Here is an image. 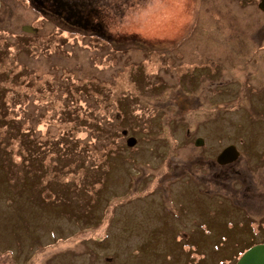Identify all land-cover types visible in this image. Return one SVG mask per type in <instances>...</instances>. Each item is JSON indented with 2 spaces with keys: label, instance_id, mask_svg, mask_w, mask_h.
<instances>
[{
  "label": "rangeland",
  "instance_id": "rangeland-1",
  "mask_svg": "<svg viewBox=\"0 0 264 264\" xmlns=\"http://www.w3.org/2000/svg\"><path fill=\"white\" fill-rule=\"evenodd\" d=\"M53 1L69 2L78 25L1 0L0 42L14 46L0 43V264H236L264 240L252 225L264 221L260 0H117L132 9L107 29L92 9L112 0ZM24 25L56 38H24ZM17 60L27 90L6 67ZM64 80L94 97L92 120L77 118L65 137L71 120L46 110L64 95L36 93ZM120 97L132 101L125 114ZM181 103L184 113L201 107L196 120H180ZM195 122L207 148L192 152ZM229 141L244 156L237 166H184Z\"/></svg>",
  "mask_w": 264,
  "mask_h": 264
},
{
  "label": "flooded vegetation",
  "instance_id": "flooded-vegetation-1",
  "mask_svg": "<svg viewBox=\"0 0 264 264\" xmlns=\"http://www.w3.org/2000/svg\"><path fill=\"white\" fill-rule=\"evenodd\" d=\"M50 1L51 0H16V3L21 5L25 9H31V10H34L35 12H37V13H41V16H43V17H46V16H44L45 13L48 14V12H49V13H52L54 15L56 14V17L60 18V20L63 21L64 23H66V24H71L72 26L78 25V24H76L77 21H72V20L70 21V19H72L73 16H76V15H75V12L73 11L74 10L73 7L70 5L69 2L60 1V2L66 3V4H62V3H59V1H53V3H51ZM261 1L262 0H260L257 3L258 4V9L264 13V11L259 7ZM118 2L119 1H117V0H115V1L112 0V1L108 2V4H106L104 6H101V7L97 8V9H92V12L95 13V14H97V12H99V10H100L101 15H103V17H104V18H102V22H101L102 23L101 26H103L104 29H107V26H108V25L104 26L106 21H109L111 23V25L112 24H116V26H120V25L123 26V22H122L123 21V15H124V17L127 16V10L128 9L125 8V12L123 14L124 4L123 3H119V5H118ZM35 3H36V6L38 8H41V10H38V8L35 6ZM1 8H2V2L0 0V11H1ZM100 8H102L103 10H101ZM262 15H264V14H262ZM36 21H39V17L35 18V20H33V22L31 24L34 25L36 23ZM32 25H27V26L32 27V30L34 32H26V31L23 30V27L26 26V25L22 26L21 29L23 31V37L24 38H26V37L39 38L41 36L43 38V40L46 41V43L48 41H54V39L56 38L53 34H48V35L42 34L41 32L38 31V29L36 27H34ZM54 28H57V27L53 26V29L51 28L49 33H53L54 32ZM58 28H61V27H58ZM41 29H39V30H41ZM63 32L64 33H68L65 28L63 29ZM91 34H94V33H91ZM59 41H61V40H59ZM11 46L13 47L14 45H11ZM0 50H1V48H0ZM15 50H17V47H16ZM18 51H20V49H18ZM28 70H29L28 67H26L24 64L20 66L19 73L23 74L21 77H24L23 86H24V88L26 90L28 89L27 87L30 84V79H32V78H29V76H28ZM9 73H10V70H9ZM71 88H74V87H72V85H71ZM54 92H58V88H55L54 90H52L51 86L49 85V88L47 87V94L49 95V93H54ZM36 93L38 94V91H36ZM61 93L63 94V92H61ZM21 96H25L26 101H28L29 97H30L27 94V91L24 92V93H21ZM43 96H44V93H43ZM70 98L72 99V97H70ZM85 99L86 98H84V101H85ZM38 100L42 102L43 97L42 98H38ZM183 102H185V101H183ZM47 106L51 107L50 104H48ZM47 106H46V110H48V112H49V108H47ZM200 108L201 107H198L197 110L191 111L190 113H184V110L186 109V104H182L181 103V105H180V120L182 118H185V119L186 118H191V120H196L197 119V115L199 114ZM75 109H76V105H75V102H74V97H73V101L70 100V102L68 100L63 99L62 106L60 107V105H59L57 107V109H56L57 111L56 112L53 111L51 116H56L55 119H59L60 121L61 120H72L70 118V115L71 114H75L74 113ZM68 114H70V115H68ZM202 115H203L202 119L206 121V119H207L206 115L204 113ZM193 126L195 128L193 133H191L189 131L186 132V136L185 137L187 139H189V144L187 145V148L190 147L192 152H193V150H196V149L207 148L206 137L204 135H202L201 131L199 130L200 126H201V128L203 126L200 123H198V122H195ZM181 131H183V130H181ZM195 134H197L198 137L197 136L195 137ZM183 135H184V131L182 133V138H183ZM244 141H246V139ZM228 143L229 144L226 143L227 145H224L225 143L222 145V149L220 150V152H218V154L216 156H214L212 158L208 156L209 159H206L205 158L206 155H204V156H199L198 155V156H195V159L191 158L189 161H187V162H190L189 163L190 165H188V163L187 164L184 163V166L190 168L191 166H193V165L197 166V164H198V165H201V166H203L205 168H208V170H210V171H213L215 166H226V165H231V164L235 165V162L236 163L239 162V160L241 158V155H242V151L240 150L239 146L236 143H233L231 141H229ZM192 145L194 147H196V148L193 149ZM136 146H138V145H136ZM230 146H235L237 148V150L239 151L238 159L235 160L234 162L226 164V165L219 164V162H218L219 155L226 148H228ZM261 157L264 160V153L262 154ZM246 164L248 165L247 169H249V171L251 173H253L251 171V170H253V168H252V164L253 163H250V162L247 161ZM237 165L238 164H236L235 166H237ZM232 167H234V166H228L227 170L232 169ZM259 168H262L260 171H262L261 173H264L263 166L257 167V169H259ZM213 172H215V171H213ZM263 178H264V176H263ZM248 179H250V178H248ZM250 182L253 184L252 181H250ZM257 189H258V186H257Z\"/></svg>",
  "mask_w": 264,
  "mask_h": 264
},
{
  "label": "trees",
  "instance_id": "trees-1",
  "mask_svg": "<svg viewBox=\"0 0 264 264\" xmlns=\"http://www.w3.org/2000/svg\"><path fill=\"white\" fill-rule=\"evenodd\" d=\"M119 2H121L122 3V1H119ZM124 7H125V5H124ZM127 7H129V8H127ZM127 7H125L126 9H132V6H131V4L129 5V6H127ZM1 44H3L6 48H8V50L10 51L11 49H12V46L10 45V44H8V42L7 41H4V40H1V42H0ZM2 50V49H1ZM12 52H14V50L12 51ZM6 53H8V52H6ZM1 60V59H0ZM10 62V61H9ZM1 63V62H0ZM9 70H10V73H12V72H16L17 73V76H14V84H16V83H18V79H19V71H20V64H19V62H18V60L15 62V64H14V61L11 63L10 62V66H6ZM145 67V66H144ZM146 70V69H145ZM76 83V82H75ZM160 84H163L161 81L159 82ZM20 84V83H19ZM62 85L61 86H59V88H58V90L60 91V92H63V95H64V98H65V100H68L69 102H70V100H72L73 101V97H74V102H75V105H76V101L78 102V100L80 101V103L81 104H83L84 105V107L82 106V109H80V110H85V112L84 113H82V116L80 115V112H77V109H75V114H76V117H75V119L74 120H71L70 122H71V125H70V127L69 126H67V127H65V129H63V137H65L66 135H65V133L66 132H70V131H73L74 130V128H75V124H76V120H77V118L78 119H80V120H85L86 122H90L92 119H89L90 118V116H91V109H93V106H92V102L91 101H93V99H94V97H92L91 98V96H92V93H91V90H88L87 88H85V87H81V88H79V92H80V96L77 94V88H76V85L72 82V81H70V82H66V80H64V81H62V83H61ZM71 85H72V87H74V88H71ZM131 87V86H130ZM132 88V91H131V98L133 97V95L135 94V86H132L131 87ZM0 91L3 93V92H5V91H7L6 89H3V88H0ZM101 92H105V91H102V90H100V93ZM43 93L44 94H46L47 93V87H45V86H43V90L42 91H38V94L37 95H39V96H42L43 95ZM27 94H28V91H27ZM73 95V96H72ZM1 96H3L2 94H1ZM17 96H19V98H20V95H16V97ZM76 96H78L79 97V99L77 100V97ZM129 95H127V97H128ZM70 97H72V99L70 98ZM126 97V98H127ZM45 97L43 96V99H44ZM63 98V97H62ZM63 98V99H64ZM84 98H86L85 99V101H84ZM126 98H122V97H120L118 100H116L117 102H115L116 104H117V107H118V110H119V112L121 113V114H125V108H127L128 109V111H129V109L131 108V106H132V101H130L129 99H126ZM51 100L53 99V97H51L50 98ZM10 100H11V102H10V105H9V107L7 108V110H12L15 106L13 105H11L12 103H14L17 99H12V98H10ZM53 104H51V107H49V106H47V108H49V112L52 110V111H54L55 109H57V107L59 106V104H57L56 102H52ZM26 106V105H25ZM84 108V109H83ZM17 111V110H16ZM18 113V112H17ZM92 114H93V112H92ZM127 114V113H126ZM19 115H20V117H19V120L21 119V114H20V111H19ZM36 116V115H35ZM17 117V116H16ZM130 118H131V116H129ZM18 118V117H17ZM40 117H37L36 116V122L37 121H39L40 119H44L45 118V114H44V116L43 117H41L40 119H39ZM38 119V120H37ZM3 120H8V119H3ZM33 120V118L31 119V121ZM57 120H59V119H57ZM95 120V119H94ZM128 120V119H127ZM60 121V120H59ZM61 121H63V120H61ZM60 121V122H61ZM22 122V121H21ZM130 123H132L131 121H130ZM26 129L29 131V127L27 126L26 127ZM67 139H69V137H67ZM5 149V148H4ZM6 151V150H5ZM23 186V185H22ZM252 225H253V230L254 231H256V233L257 234H260V232H261V235H264V221H262V222H260V223H257V222H255V221H253L252 222ZM256 234V236H259V235H257ZM262 243L264 242V240H262L261 241ZM260 242V243H261ZM256 244H258V242H254L253 243V245L252 246H254V245H256ZM251 246V247H252Z\"/></svg>",
  "mask_w": 264,
  "mask_h": 264
},
{
  "label": "water",
  "instance_id": "water-1",
  "mask_svg": "<svg viewBox=\"0 0 264 264\" xmlns=\"http://www.w3.org/2000/svg\"><path fill=\"white\" fill-rule=\"evenodd\" d=\"M259 7L264 11V0L261 1ZM23 30L26 32H34L32 27L24 26ZM127 135V131L123 132ZM137 140L130 137L127 140V145L133 147L136 145ZM239 157V151L235 146H230L226 148L218 157V162L221 165H226L234 162ZM236 264H264V243L257 244L247 250L237 261Z\"/></svg>",
  "mask_w": 264,
  "mask_h": 264
}]
</instances>
